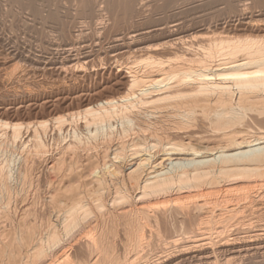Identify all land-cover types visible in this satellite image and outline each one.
<instances>
[{
  "label": "bare ground",
  "instance_id": "6f19581e",
  "mask_svg": "<svg viewBox=\"0 0 264 264\" xmlns=\"http://www.w3.org/2000/svg\"><path fill=\"white\" fill-rule=\"evenodd\" d=\"M62 1L28 2L53 23ZM66 1L80 16L105 11L132 26L149 7L178 15L198 0ZM225 2L238 9L231 18L256 23L253 3ZM184 22L116 35L115 48L147 54L115 64L128 78L122 93L51 121L0 122V264H264V34L226 30L195 43L201 26ZM74 32L79 44L83 30ZM156 33L168 38V60L150 54L161 46L139 43ZM77 44L50 64L87 70L81 59L92 50ZM50 127L66 138L56 151L43 136ZM6 140L21 142L19 154Z\"/></svg>",
  "mask_w": 264,
  "mask_h": 264
},
{
  "label": "rangeland",
  "instance_id": "374dc122",
  "mask_svg": "<svg viewBox=\"0 0 264 264\" xmlns=\"http://www.w3.org/2000/svg\"><path fill=\"white\" fill-rule=\"evenodd\" d=\"M19 1L0 0V122L1 121H5V122L6 121L7 122H17L18 121L20 123H24L25 125H29V124L34 125L36 124V122L47 120V118L49 121H51L53 120V117H56L59 115H66L68 112L70 113L73 110L77 111L79 109H82L90 102H96V101H99L105 98L106 96L116 95L117 93L118 94L122 93L126 88V83L128 81V78L124 76L126 75V71L124 70V67H122L123 68L122 71H119L118 69L120 68H118V66L115 64L118 63L120 65L125 66L127 63L130 64L132 61H134L137 58L146 57L147 54L145 52H142L144 55L141 52H139L141 53L139 54L137 51H135V49L131 50L127 48L126 46H120V48L119 47L115 48L113 46L114 45L113 40L116 37V35L126 34L130 32L131 30L136 29L137 27H140V28L154 27V26L159 25L160 23L162 24L168 21H172L176 18H181L183 22L185 20L184 23L188 21L186 23L187 25H190V22H192L191 26L193 27L201 26V28L199 27L193 30L195 31L193 32V34L198 37V39L196 37L197 40L196 39L193 40V42L196 41L195 43H202V42L205 43V41L207 42L209 40V36L211 38L214 36L217 37L221 34V31H223L221 35L225 36L226 30H227L226 32L228 36L234 35L237 37L239 36L245 37L250 34L251 35L252 34L253 35H263L264 34V30H263L264 29V20H263L264 19V13H263L264 2H262L263 4L262 3L260 4L258 0H255V1L247 0V2H251L250 6L254 5L252 6V8H250V12H252V16H253L252 18L256 21V23L253 21L254 25L253 26L250 25V27L248 24L245 23L246 20L240 21L236 17L231 18L232 16H235V14H238L239 12H238L237 7H234L235 10L227 9L228 7L226 5L225 0H222V1L221 0H200V1L198 0L195 3L188 4V5L181 4L179 5V7H182V8L181 9L178 8L176 10V11H178L179 9L181 10V11L179 10L180 13L178 15H174L175 9L173 7L169 8L171 11L164 10L160 7L159 9L158 6L154 7L156 9L155 11L153 7H149V9L146 12V17L140 18V19L136 18V22L134 21L135 23H132L133 24V25L131 24L132 26H129L130 23L128 25V23L126 24L124 22L118 25L116 21L114 20L115 18L113 17V14L107 13L105 11H100V12L98 11L96 13L90 14L91 16L90 15L82 16V14L80 16L79 12L69 7L70 2L66 0L62 1L63 3H61V7L63 5L64 8L62 7V9L59 10L60 12L59 16L62 17L60 18L62 20L61 22H60V19H57L53 23H51L52 21L43 22L42 20L36 17L37 15H35V14H38L35 12L42 11L43 9L37 10L36 8L38 7H36L35 5L31 6L30 2H28L29 0H19ZM38 3H40V5L43 4L42 1H39ZM31 8L32 9L35 8V10L33 11ZM11 11H14V14ZM164 11L166 13H164ZM31 12H32V15H31ZM44 12H45L44 14H46L47 10ZM98 13L100 14V16L98 15ZM42 14H43V11H42ZM151 17H153L154 19H152ZM230 19L231 21H229ZM225 20H226V23H225ZM65 21H66V24H65ZM28 22H30L31 24ZM61 23L65 25V28L67 31L66 37L62 35ZM43 25H45L44 26L45 28H43ZM202 25L204 28L202 27ZM258 28L262 29L263 32L261 30L260 32ZM78 29H82L83 30L82 35H84L79 41L80 42L79 44H77L78 42L75 41L76 37H74V35H76L77 33L74 31ZM68 30L71 31V34H68L69 33ZM119 30H122V31H119ZM72 32L74 33V35ZM230 32L233 34H231ZM108 40L109 41L111 40V41L109 42ZM166 41H168V38L164 36V34L156 33V34H152L151 36L145 37V39H142L139 43L141 47L161 46L159 50H155L151 52L150 54L154 55L157 58L168 60L169 58H171V56L173 57V54H172L173 52H171L168 49L162 48L163 44ZM73 42L78 45L76 47H79V46L86 47L87 46V47H90L89 49L92 50L90 57L81 59L82 64H84L87 67L86 68L87 70L75 69L74 71L72 70L64 71L60 69V65L50 64L51 63L49 60L50 58L58 56L59 55L58 52L62 49V47H65V44L73 43ZM12 46H14V48ZM13 51L16 52L15 53L16 55L14 54ZM77 75L80 79V80L78 79L79 81L75 79V78H78ZM64 83H66L65 87L63 86ZM58 84L59 85L61 84V85L59 86ZM108 87L113 88V89L109 88L110 89L109 90ZM103 89L106 91H104ZM25 129L27 128L23 129L24 131L23 139H25L29 134H31L30 132H32V129L30 131H26ZM50 130L52 131L53 128L50 127L48 134L43 135L44 139L47 141V143H50V144L54 140V142L50 145V148L51 150L54 149L52 145H54L55 147L59 146V148L56 147L59 150L61 147L65 145L64 143H66V138L62 137L61 139L60 138L61 136L59 137L58 133L54 132L55 130L52 132H50ZM0 134H1V131H0ZM49 134L52 135L51 137L53 138L52 140L49 137L50 136ZM54 135L55 137L57 136L58 137L55 138L53 137ZM59 138L62 141L65 140V142H62ZM68 140L69 138H67V141ZM6 141L7 142H5V144L6 143H9V144L5 145V148L6 149L10 148L14 144V146L11 149H8V151L10 150V152L11 151L13 153L15 152V155L17 152L19 154L20 149H17V147H20L21 142L17 141V143L16 142L13 143L11 140H6ZM60 141L61 143H59ZM62 143H63V146L61 145ZM7 146H10V147H7ZM54 150L56 151V149Z\"/></svg>",
  "mask_w": 264,
  "mask_h": 264
}]
</instances>
